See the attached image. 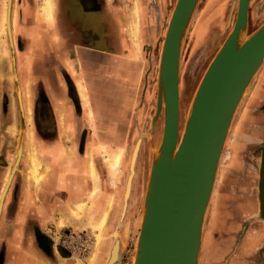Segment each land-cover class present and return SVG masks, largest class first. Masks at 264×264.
<instances>
[{
  "label": "rangeland",
  "instance_id": "rangeland-1",
  "mask_svg": "<svg viewBox=\"0 0 264 264\" xmlns=\"http://www.w3.org/2000/svg\"><path fill=\"white\" fill-rule=\"evenodd\" d=\"M168 1L170 2L167 5V17L164 25V32L160 35L158 43L151 48L149 53V87L151 91L149 105L145 107L146 109L144 111L145 113L143 118L139 120V123H137V125L133 128L132 133L118 134L114 137L111 136L114 142H117L114 144H120L122 138H126L128 144L125 146L127 149L125 153H123L124 156L122 165H119L114 183L111 180L112 190L103 193L100 183V195H103L102 199L109 195V193L113 194V202L109 209L110 212L107 214L106 221L102 224L107 237L105 236L103 239L101 238V240H98L97 235L99 234V228L90 224L92 219L97 218L96 216L98 212L94 208V203L98 202L97 197L96 202L93 201L94 203L92 202L90 207L87 208L86 214H84L83 209H81V215L79 217H87L85 225L81 224L80 227L76 224L65 226L64 222H61L60 220L55 227H52L53 231H43L51 238L53 243H55L53 248L58 250V247H60L64 253L69 255L70 258H68V264H93L94 262L96 263L97 260L99 261L100 258H103L102 264H106L109 257V251L116 234H118V252L120 258L113 262V264L133 263L150 167L152 160L155 157L154 155H156L158 151V144L163 130V111L161 115L156 116L155 119L154 116L156 113V93L161 48L171 15L170 12H172L176 0ZM205 1L206 0H198L181 43V52L179 57L180 129H183L185 124L197 85L207 65L223 42L231 27V25L226 27L228 8L225 11V0H207L206 4ZM9 4L10 30L6 34V32L2 33L1 28L4 24L3 20L6 9V0H0V193L3 182L5 181L10 169H13V172H15L14 174L12 172L9 183L6 187L3 203L0 207V219L1 221L14 222L17 221V218L15 217L17 208L19 206L26 205V203L23 201L20 203V199L16 197L14 183L10 185L12 180L11 178H13L12 175H14V177H16V174L18 175V189L22 188L25 181L29 183L31 180L35 179L34 174L30 172L35 165L29 161V148H27V143H32V138L30 139V137H36L38 135H32L29 132L31 131L30 128L35 126L36 122H38V119H36L37 114L35 108L39 109V115L40 117L42 116L39 120L42 123L49 122V119L46 118L47 106L43 103V101H41L46 95L45 92L47 86L45 84V80L54 76L53 72L57 73L56 77L61 75L59 67L61 65L63 55L61 53L46 54V48L48 47L49 49H52L53 45L46 42L47 35L44 30L40 36V38L44 41L42 45L35 46L31 45L30 42L29 35L35 32L28 31L26 23L23 20V15L26 10H29L26 22L29 24L36 22L37 15H44L43 5L45 4V0H11V3ZM211 4H214V6L212 7ZM212 8H214V13L206 17L208 20L212 17L217 18V22L213 23V29H211L213 30V35L210 36L208 34L204 40L196 42L193 35L196 32L198 33L201 25L203 26V23L206 21L205 14L207 11H212ZM235 13L236 9L232 14L231 23L234 20ZM263 20L264 0H250L248 21L245 29L241 33V39L250 35L263 22ZM8 35L12 37V41ZM54 49L60 50L61 47L56 48L54 46ZM26 55H29V69H27L25 65L24 67L21 66L23 69H27L26 71H28L26 89H24L21 84V74L23 73V69L21 67L19 68V61ZM31 66H34L35 69H31ZM37 67H41V71L37 70ZM250 81L251 82H249L234 111L225 139L226 143L224 142L217 167L213 187L214 189L212 190L211 198L212 195H214V198L219 196L223 199V201L225 200V205L222 207V209L225 210L226 205H228L229 208L234 206L233 201H231L234 197L236 203L234 206L236 208L234 209L236 210V213L242 209L241 206H239V203L246 202L245 209L248 211H244L247 213H244L246 216L244 218L246 219L245 227L247 226L246 230L253 234V231L260 230L261 227H264L262 225V223H264V219H262L259 214L255 215L254 212H256L257 209H255V205L252 203V200L257 201L256 198H258L259 201L257 188L259 177L258 170L261 162L260 148L264 145V60L257 71L253 74ZM69 88L71 94H74L71 85ZM19 90L21 96L19 95ZM36 99H38V102ZM151 123L153 126H151ZM115 138H117L116 141ZM67 140H69V138H67ZM103 143H99L98 146L100 147ZM20 146H22V153L19 163L21 162L22 165L23 162L26 165L22 167V171L19 170V164L18 169H16L17 165H14L17 149ZM105 146L107 147V144ZM136 148L137 161L136 163L133 162L134 164L132 163V168L135 170V177L129 185L130 192L124 209V216L121 220L119 217L123 207V194L129 174V167H131L129 166V164L131 165L130 157L131 153L133 150H136ZM117 150L118 149H115L114 146L113 148L107 147L106 150L102 149L101 159L104 160V163H106L105 157L107 154H113V151ZM87 156L88 158L89 156L92 157L90 149L87 151ZM106 167L104 174L108 177L107 169L109 170V167L107 164ZM39 168L40 165H38L37 169ZM46 169L47 167H45L44 172H46ZM109 174H111L110 170ZM7 190L9 191V197L6 199L5 208L4 211H2ZM88 200H90V198H88ZM223 210L219 211L218 216H220V218L224 213ZM72 216L75 217L74 214H72ZM213 217L214 214L211 212L208 205L204 221L205 228L203 227L204 230ZM242 221L244 220H241V222ZM0 230V253L4 252V248L7 250H5L6 253H9L8 250L11 246L8 241L11 237V231L7 229ZM19 231L21 232V230ZM28 232L33 233V230L30 229ZM228 233L229 232H224L222 234L219 233L217 237L222 240V238L227 236ZM39 234L44 235L43 233L38 232V236ZM235 234L237 233H233L232 236L234 237ZM241 234L242 233H239L238 236L236 235L234 237L236 242L241 237ZM108 239L109 242H107ZM222 241L224 242V240ZM102 242L104 243L102 244ZM46 248H48V243L46 244ZM38 250L41 254H43L39 248ZM23 253L25 257L29 259L30 264H37L35 261V263L31 262L33 260H37V252L34 253L28 248H24ZM200 255L201 250L199 251L198 259L200 258ZM8 257L9 256H7V258ZM221 263L223 262H220V264Z\"/></svg>",
  "mask_w": 264,
  "mask_h": 264
},
{
  "label": "crops",
  "instance_id": "crops-1",
  "mask_svg": "<svg viewBox=\"0 0 264 264\" xmlns=\"http://www.w3.org/2000/svg\"><path fill=\"white\" fill-rule=\"evenodd\" d=\"M169 2L168 0H56L55 3V0H52L51 20L43 17L44 15H37L36 22L32 24L26 22L29 11L26 10L23 20L28 31L35 32L29 35L31 45L40 46L44 43L40 36L47 26L46 42L53 46L52 49L46 48V54L61 53L63 56L59 67L61 75L56 77L57 73L53 72L54 76L45 80L46 95L41 101L47 106L46 118L49 122L42 123L39 120L42 117L39 115L40 111L35 108L38 122L29 132L38 135L32 137V143L28 142L27 148L29 152H31L30 144L37 148L41 162L38 172L41 177L38 183L35 179L29 183L25 181L27 188L23 183L22 188L18 189L19 181L16 174L13 179L15 195L20 199V203L23 201L26 205L17 208L15 212L17 221L0 219V229L11 231L10 249L22 245L16 242L20 243L23 231L27 230L25 224L30 220L36 223L31 229L40 232L53 231L52 227H55L60 220L65 226L85 225L87 217H73L72 214L74 202L85 200L90 190V178L87 174L89 149L103 193L112 190V179L108 169V177L104 174L106 163L101 159L102 149L98 144L99 141L105 142L108 148H113L114 143L117 142H114L111 136L132 133L133 128L143 118L145 107L149 105L151 99L149 53L164 32ZM232 2L233 0H225V11L228 8V14ZM211 6L213 7L214 4ZM213 13L214 8L206 16ZM207 17L204 24L207 29L209 23L211 31L217 18L212 17L208 20ZM54 46L61 49L56 50ZM28 60L29 55L22 57L19 68L25 65L29 69ZM37 68L41 71V67ZM27 69H23L21 74V84L24 89L28 76ZM31 69L34 70L35 67L31 66ZM70 85L74 94L70 92ZM36 101L38 102V99ZM84 101H87L89 106L85 105ZM89 109L92 114L89 113ZM121 143L125 146L128 144L126 138H122ZM24 166L26 165L22 162L19 170L22 171ZM45 167H48L46 172H44ZM101 197L99 194L97 200L99 203ZM256 200H252L257 209L255 215L259 214L258 198ZM4 208L5 204L2 211ZM244 211L248 210L244 208L239 210L240 213H235L236 219L226 217L220 225H217V230L236 233L239 222L246 217L244 213H247ZM262 225L264 226V223ZM209 235H213L211 241L213 245H217L219 242L216 233L213 231ZM204 236L203 229L200 250L203 242L205 243ZM47 237L49 238L47 253L41 254L37 251V260L31 262L68 264L69 260L63 258L58 250L53 248L55 243L49 236ZM235 244L241 256L239 264H264L262 251L264 227L253 231V234L245 230ZM215 255L211 256V259ZM23 261L29 262V259L15 253L5 259L4 264H19Z\"/></svg>",
  "mask_w": 264,
  "mask_h": 264
},
{
  "label": "water",
  "instance_id": "water-1",
  "mask_svg": "<svg viewBox=\"0 0 264 264\" xmlns=\"http://www.w3.org/2000/svg\"><path fill=\"white\" fill-rule=\"evenodd\" d=\"M197 2L175 1L162 43L154 119L163 111V130L150 167L132 264H197L230 123L249 81L264 60V20L241 39L250 0H233L226 22V27H231L197 85L181 132L179 57ZM175 147L176 154L171 157ZM260 149L258 197L264 204V145ZM259 213L264 219L263 210Z\"/></svg>",
  "mask_w": 264,
  "mask_h": 264
},
{
  "label": "bare ground",
  "instance_id": "bare-ground-1",
  "mask_svg": "<svg viewBox=\"0 0 264 264\" xmlns=\"http://www.w3.org/2000/svg\"><path fill=\"white\" fill-rule=\"evenodd\" d=\"M11 3V0H6V9H5V13H4V20H3V25H2V33H5L6 34L9 32L10 30V20H9V17H10V13H9V3ZM236 2H238V0H236ZM51 4H52V0H45V4L43 5V9H44V16L43 17H47L48 20H51ZM4 6V4H3ZM4 8V7H3ZM205 8V7H204ZM54 10V9H53ZM203 12V11H202ZM202 12H201V15H202ZM16 13V12H15ZM211 13V12H210ZM208 14V11L207 13L205 14V19H206V15ZM171 16V15H170ZM200 17V16H199ZM170 19V18H169ZM137 20V19H136ZM199 21V20H198ZM197 21V23H198ZM132 23V22H131ZM136 24V23H135ZM137 27V26H135ZM202 27V28H201ZM198 33L196 32L193 37L195 38V41L196 42H199L203 39V37H205L204 33L206 31V27H205V24L203 23V26L201 25ZM167 30V28H166ZM137 31V30H136ZM137 33V32H136ZM166 33V31H165ZM8 37L11 38V41H12V37L10 35H8ZM1 39V38H0ZM161 60V58H160ZM159 66H160V61H159ZM158 72H159V67H158ZM83 74V73H82ZM85 79V78H84ZM82 80V79H81ZM83 81V80H82ZM251 82V81H249ZM85 86V85H84ZM161 86V85H160ZM82 94V93H81ZM19 95L21 96L20 94V90H19ZM84 95V94H83ZM84 99H86V96L84 95L83 96ZM83 99V98H82ZM83 99V100H84ZM88 101V100H87ZM87 101H84L85 102V105H88L89 106V103ZM163 103H164V98H163ZM180 112V111H179ZM89 113H91L90 109H89ZM92 114V113H91ZM180 114V113H179ZM234 115V114H233ZM151 126H153V124L151 123ZM184 127V126H183ZM182 130V129H181ZM31 134V133H30ZM32 137H30L31 139ZM101 143V142H100ZM226 143V141H225ZM106 144L103 143L100 145V147L103 149V150H106ZM115 147V149H118L117 151H113V154H107V156L105 157V161H106V164L108 165L109 167V170L111 171V178H112V181L114 183V180L116 179V172L118 171L119 169V165H122V160H123V153H125L126 151V147L124 144L120 143V144H114L113 145ZM137 146V145H136ZM135 146V147H136ZM138 148V147H137ZM137 148L136 150H133V152L131 153V157H130V163L131 165L129 164V174H128V177H127V181H126V186H125V191H124V194H123V207H122V211L120 213V217L121 220L124 216V209L126 207V203H127V198H128V195H129V185H130V182L132 181V179L135 177V170H133L134 168H132V163L137 161ZM30 151L31 152H28V156H29V159H30V162L35 165L31 170L30 172H32L35 176V180L37 181L36 183L39 182V179H40V176H39V172H38V165H40V160H39V157H38V154H37V148L35 146H32L30 144ZM176 151H177V147H175L173 149V151L171 152V157H174L175 154H176ZM21 153H22V146L18 147L17 149V155H16V159H15V162H14V165L16 164L17 167L16 169H18V164H19V160H20V157H21ZM89 154V153H88ZM135 155V157H134ZM231 162V161H229ZM263 162H264V151H263ZM262 162V163H263ZM134 164V163H133ZM232 165V164H230ZM260 165H261V162H260ZM260 165H259V170H258V175H259V171H260ZM48 166V165H47ZM135 166V165H134ZM133 166V167H134ZM32 167V166H31ZM48 168V167H47ZM15 169V170H16ZM263 171V164H262V167H261V173ZM13 172V169H10V171L8 172L7 174V177L5 178V181L3 182V185H2V190H1V193H0V207H1V204L3 203V197L5 195V192H6V187H7V184L9 183V180H10V176ZM15 172V171H14ZM13 172V174H14ZM87 174L90 178V190H88V194H87V197L85 200H76L74 202V215L79 217L81 215V209H83L84 211V214H86L87 212V208L90 207V205L92 204V202H96V197L98 196V194H100V178H99V175H98V172H97V168L94 164V161H93V158L91 156H89L88 158V162H87ZM13 177V175H12ZM12 179V178H11ZM261 179V178H260ZM259 184V177H258V183ZM257 188H258V185H257ZM214 189V188H213ZM136 191V189H135ZM128 193V194H127ZM107 194V193H106ZM103 196V195H102ZM258 196H259V190H258ZM88 198H90V200H88ZM211 198V197H210ZM95 199V200H94ZM98 199V197H97ZM88 201V202H87ZM100 203L97 202V203H94V208L96 209V211L98 212L97 214V218L96 219H92L90 221V224L94 227H98L99 228V234L97 235L98 237V240H101V238L103 239V237H105V230L104 228L102 227V224L106 221V218H107V214L110 212V207L112 205V202H113V194L109 193V195L105 196L104 199H100ZM219 201V199H218ZM221 202V201H220ZM263 202V201H262ZM263 210L264 212V204L261 203V201H259V210ZM260 214V213H259ZM95 215V214H94ZM89 224V225H90ZM94 224V225H93ZM205 228V227H204ZM95 229V228H94ZM98 230V229H97ZM96 230V231H97ZM205 231V230H204ZM118 234L115 235V239L112 243V246H111V249L109 251V257L106 261V264H113V262H115L118 258H120V255H119V252H118V249H119V240L117 238ZM107 237V236H106ZM107 242H109V239L107 240ZM101 243V242H100ZM104 242H102L103 244ZM107 246V244H106ZM101 248V246H100ZM104 250V249H103ZM32 253V252H31ZM33 254V253H32ZM95 258V257H94ZM93 258V259H94ZM135 258V257H133ZM134 260V259H133ZM33 263V262H32ZM91 263V262H90ZM37 264H39V262L37 261ZM79 264V263H77ZM95 264V262L93 263Z\"/></svg>",
  "mask_w": 264,
  "mask_h": 264
},
{
  "label": "flooded vegetation",
  "instance_id": "flooded-vegetation-1",
  "mask_svg": "<svg viewBox=\"0 0 264 264\" xmlns=\"http://www.w3.org/2000/svg\"><path fill=\"white\" fill-rule=\"evenodd\" d=\"M55 3H56V0H55ZM12 14H13V12H12ZM55 15H56V8H55ZM46 27L47 26H45L44 31H46ZM208 34L210 36L213 35V30L210 31L209 23H207V29L204 33L205 37H203L202 40H204L206 38V35H208ZM19 167L21 168V162L19 163ZM13 179H14V175H13V178L10 182V185L13 184ZM10 185H9V188H10ZM9 188H8V190H9ZM8 190H7V194L5 196V199H4V204H5L6 199L8 198V195H9ZM214 192H215V190H214ZM218 199H219V201H218ZM231 201H233L234 206H235L236 203H235L234 197L231 199ZM241 203H242L241 208L244 209L246 206V202H241ZM224 205H225V200L223 201V199L219 196H216L214 198V195H212V198H211L210 203H209V208H210L211 212L214 214V217L212 218V220L210 221V223L208 224V226L205 229V236H204L205 237L204 238L205 243L203 242V247L201 248V255H200V258L198 259V264H220V262H223L221 264H239V261H241L240 252H239L238 247L235 244L236 241H235L234 237L236 235L238 236L239 233H242V236H243V234L247 228V226L245 227L246 219H244V221H242V222H239V231L237 230V232H236L237 234H235L234 237L232 236L233 233H228L227 236H224L222 238V240H224V242L221 239H218L217 241L219 243L217 245L216 244L213 245V243L211 241V239L213 238V235L212 236L209 235V233L213 232V231L216 233V235H215L216 237L219 233L222 234L224 232H228V231L223 230V229L217 230V225H220L222 223V221L224 219H226V217L235 218L236 210L234 208H236V207L231 206V208H229V206L226 205L225 210H223L222 207ZM220 210H223V212H224L221 215V218H220V216H218ZM228 210H230V212H228ZM232 215H233V217H232ZM34 224H36V223L33 222V220L27 221V223L25 224V227L27 228V230H26V232L23 231V233L21 235L20 243L16 242V244H20V245L22 244L21 246H15V247H12L11 249L9 248V250H8L9 253H6L7 250L4 248V252L0 253V263L1 264H4V261H5V259H7V256H11V254L17 253V255L25 256L23 253L24 248H28L29 250L33 251L34 253L39 251L38 250V248H39L44 254L47 253L46 251H48V250H46V244L48 243V245H49V241H48L49 238L47 237L48 235L45 237L44 235H46V234L44 232L36 231V229L33 230V233L28 232V230H30L32 228V225H34ZM38 232L43 233L44 235L39 234V236H38ZM234 241H235V243H234ZM6 245H7V243H6ZM263 247H262V251L264 252ZM58 251L63 258H67V259L70 258L68 254L64 253V251L62 249H60V247H58ZM215 254H217V255H215ZM214 255H215V257H213L211 259V256H214ZM99 262H100V264H102L103 258H100L99 261L97 260V262L95 264H99ZM19 264H30V263L28 261H23V262H20Z\"/></svg>",
  "mask_w": 264,
  "mask_h": 264
}]
</instances>
